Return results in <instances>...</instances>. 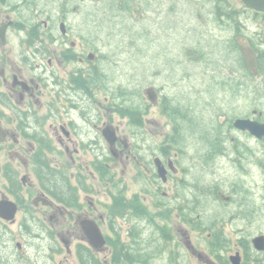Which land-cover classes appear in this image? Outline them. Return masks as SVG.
<instances>
[{
	"label": "flooded vegetation",
	"instance_id": "obj_1",
	"mask_svg": "<svg viewBox=\"0 0 264 264\" xmlns=\"http://www.w3.org/2000/svg\"><path fill=\"white\" fill-rule=\"evenodd\" d=\"M68 1L0 0V199L16 209L12 218L0 215V264H31L38 241L50 244L41 264H59L51 260L56 254L68 264L70 239L54 234L55 227L64 226L71 238V224L80 227L85 220L107 238L105 246L92 249L103 264H152L155 257L172 264H264V135L235 124L239 118L264 123L261 97L239 79L245 91L240 100L252 108L220 114L227 131L218 142H193L192 148L177 126L163 137L165 127H153L150 112L164 111L166 96L160 104L158 90H151L155 102L139 110L118 105L113 78L102 69L112 62L82 41V25L70 22ZM100 2L124 11L140 0ZM238 2V8L209 12L237 33L232 39L247 38L258 70L264 11ZM99 27L108 36L116 29ZM224 78L225 86L238 81ZM119 117L127 118V127ZM216 118L210 114L209 123ZM125 173L143 180V199L127 195L115 179ZM109 194L113 201L102 210ZM81 232L76 247H90L83 227ZM21 235L29 238L26 252Z\"/></svg>",
	"mask_w": 264,
	"mask_h": 264
},
{
	"label": "rangeland",
	"instance_id": "obj_2",
	"mask_svg": "<svg viewBox=\"0 0 264 264\" xmlns=\"http://www.w3.org/2000/svg\"><path fill=\"white\" fill-rule=\"evenodd\" d=\"M62 1L54 0L56 4ZM238 1L230 0V3ZM67 3L73 12L70 22L82 25V41L91 49L92 46L100 48L107 56L108 64L112 62V67L102 69L109 78H113L110 86L113 95L117 96L118 105L139 110L141 105L152 104L144 92L152 86L160 94V104L161 97L166 96L167 108L164 111L152 108L150 112L152 126L165 127V134L161 136H166L170 129L176 133L174 126H177L181 130L183 142L192 148L193 142H198L202 147L207 146L211 140L218 142L227 131L224 128L225 121L219 115L231 117L247 113L252 108L251 103L242 104L240 100L245 91L239 79H243L252 91L257 92L264 109V62L255 70L257 56L247 49V38L232 39L237 38V33H233L225 23L219 25L213 22L214 16L209 10L214 8L217 0H140L129 12L121 11L117 4L103 7L100 0H69ZM99 25H114L116 29L108 36ZM236 41H239V45ZM194 46L196 48L189 51ZM244 56L248 62L245 66ZM225 75L238 81L234 85L225 86L228 83ZM196 95L200 98L197 99ZM212 99L217 102L213 103ZM231 104L234 108L230 107ZM210 114L218 117L212 124L208 121ZM119 119L122 126L127 127V118ZM255 149L257 152L256 146ZM70 167L74 171V165ZM115 179L125 187L127 195L138 194L143 199V180L138 182L137 178L126 173ZM87 183L92 184L88 178ZM98 185L99 182H96L97 188ZM107 188L101 186L103 192H107ZM112 196L109 194L103 197L106 204L101 205L100 202L102 210L113 201ZM120 222L126 230L127 221L120 219ZM71 228V238L64 226H56L54 234L56 232L70 239L68 264H80L76 245L82 238V232L77 224H71ZM14 229L17 230V226ZM106 232L112 234L111 228L106 227ZM18 240L21 250L26 252L30 247L29 238L21 235ZM39 242H34L27 263L41 264L48 257L46 248L50 249V244L43 241L40 245ZM65 245H62L65 247L63 251L68 253ZM62 258V255L56 254L51 260L56 259L59 264H63ZM169 262L162 257L152 260V264H172Z\"/></svg>",
	"mask_w": 264,
	"mask_h": 264
},
{
	"label": "water",
	"instance_id": "obj_3",
	"mask_svg": "<svg viewBox=\"0 0 264 264\" xmlns=\"http://www.w3.org/2000/svg\"><path fill=\"white\" fill-rule=\"evenodd\" d=\"M245 3L252 8L264 11V0H244ZM151 89L147 90L148 97L155 101V97L151 94ZM235 124L242 129H249L252 133H259L264 135V123H256L249 119H237ZM15 205L4 199H0V215L4 218H12L15 215ZM89 243L94 248H100L105 243V237L100 230V227L91 220H85L81 222Z\"/></svg>",
	"mask_w": 264,
	"mask_h": 264
},
{
	"label": "trees",
	"instance_id": "obj_4",
	"mask_svg": "<svg viewBox=\"0 0 264 264\" xmlns=\"http://www.w3.org/2000/svg\"><path fill=\"white\" fill-rule=\"evenodd\" d=\"M218 3L215 4L214 8L215 10H218L219 8H227V7H232L230 4L229 0H217ZM132 8L130 10H128L127 12L131 11ZM197 10H201V9H197ZM214 19L218 18V16L215 15V13L213 14ZM230 28V26H228ZM192 48H196L191 47L189 48L191 51ZM78 255H79V259L81 261L82 264H101L100 259L95 255L94 251L92 250V248L88 247V246H82L80 245L78 248Z\"/></svg>",
	"mask_w": 264,
	"mask_h": 264
}]
</instances>
